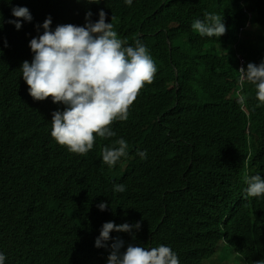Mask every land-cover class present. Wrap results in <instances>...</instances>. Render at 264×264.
Masks as SVG:
<instances>
[{
  "label": "trees",
  "instance_id": "1",
  "mask_svg": "<svg viewBox=\"0 0 264 264\" xmlns=\"http://www.w3.org/2000/svg\"><path fill=\"white\" fill-rule=\"evenodd\" d=\"M228 1L132 0L128 6L125 0H0V104L3 99L11 100L5 123L10 122L12 132L21 139L30 134L37 116L23 99L28 85L22 77L25 54L18 29L5 21L14 7L59 11V25L72 24L71 16L76 21L81 16L86 23L88 11L96 22L102 9L106 23L113 24L125 46H135L139 39L157 68L154 82L146 84L130 106L128 120L111 125L116 136L97 137L94 144L101 156L103 146L123 138L128 155L116 163L123 171L102 167L89 180L75 182L71 194L57 191L46 179L30 183L28 176L17 185L0 186L4 264H84L77 258L70 261V250L81 248L90 253L100 249L94 243L100 225L109 221L135 224L142 211L148 223L161 230L152 236L142 226L133 233H110L124 241L121 252L129 244L165 245L178 255L180 264H201L202 259L219 256L220 247L226 248L216 230L221 226L216 216L224 200L245 191L246 174L264 178V104L257 100L251 83L245 81L240 90L237 85L239 55L245 69L248 63L258 65L264 60V37L256 32L264 24V0H248L254 13L249 26L246 20H238ZM207 13L222 16L224 35L201 37L192 30L194 20H203ZM154 32L158 34L146 36ZM238 93L245 96L243 103ZM47 123L45 129L51 133V118ZM141 151H146V159L139 156ZM119 184L125 186L122 193L114 191ZM69 197L84 215L98 222L94 227L74 231L56 225V220L72 214L62 200ZM254 199L260 202L253 208L254 216L244 212L248 240L238 243L249 241L245 250L251 249L256 256L253 264L264 260V195ZM100 203L108 208L100 210Z\"/></svg>",
  "mask_w": 264,
  "mask_h": 264
},
{
  "label": "clouds",
  "instance_id": "2",
  "mask_svg": "<svg viewBox=\"0 0 264 264\" xmlns=\"http://www.w3.org/2000/svg\"><path fill=\"white\" fill-rule=\"evenodd\" d=\"M87 2L99 3L98 0ZM248 3V0H229L227 3L238 13V20H246V26L251 25L254 15ZM125 4L131 6L132 0H125ZM98 15L99 19L92 22V13L88 11L85 14L86 23L82 22L81 16L77 21L71 16L72 24L59 25V11L51 12L38 6L32 10L14 7L12 15L5 17L7 24L18 29L15 31L21 38L25 54V61L21 65L22 77L28 85L23 99L37 119L30 134L21 139L12 132L10 122L5 123L11 100L6 98L1 101L0 178L3 180L0 186L17 185L24 176H28L31 177L30 183L46 179L53 183L57 191L71 194L75 182L89 180L102 167L123 171L116 165L128 155V144L123 138L115 140L112 146H103L102 158L94 144L97 137L108 139L116 136L111 125L117 120H128L130 106L140 90L154 82L157 68L147 47L139 39L135 41V46H125V41L119 39L114 31L113 24L106 23V13L101 9ZM225 25L221 15L207 13L203 20H194L191 28L201 37L218 38L226 33ZM256 32L259 38L264 37V24H260ZM157 34L154 32L146 36ZM168 50H172L170 43ZM238 58L239 90L245 81L251 83L257 100L264 104V60L258 65L248 63L245 69L241 56ZM237 95L243 103L245 96ZM58 103L60 109L56 110ZM174 108L168 111L172 112ZM261 110L264 111V105ZM48 117L51 118V133L45 129V126H49ZM246 132L249 133V129ZM138 154L142 159L147 157L146 151ZM102 160L106 165L102 164ZM124 162L126 168L127 161ZM244 182L247 184L245 191L224 200L216 216L222 220L216 230L220 241L226 245V248L222 246L223 256L228 251L226 258L217 256V264H253L256 260L251 249L245 250L249 241L245 245L238 243L248 240L244 212L254 216L253 208L260 205L254 198L264 195V178L246 174ZM114 191L122 193L125 186L114 185ZM62 200L72 214L56 220L57 226H69L75 231L76 228L94 227L98 223L84 215L73 198ZM98 208L106 210L108 204L100 203ZM138 220L140 222L135 224L105 222L100 225L99 236L94 242L95 247L100 249L90 253H85V249L81 248L72 249L68 259L77 258L84 264H180L178 255L165 245L145 248L129 244L121 252L124 241L111 237L110 233H133L134 229L139 230L142 226L152 236L161 230L160 226L148 223L150 220L144 211L138 213ZM110 240L112 243H108ZM229 242L233 245L229 246ZM5 259L3 252H0V264H4ZM213 261L214 256L202 259L201 264H213ZM255 264H264V260H258Z\"/></svg>",
  "mask_w": 264,
  "mask_h": 264
},
{
  "label": "rangeland",
  "instance_id": "3",
  "mask_svg": "<svg viewBox=\"0 0 264 264\" xmlns=\"http://www.w3.org/2000/svg\"><path fill=\"white\" fill-rule=\"evenodd\" d=\"M140 115V114H139ZM138 115V116H139ZM220 259H223V252H222V247H220V251H219V256H218ZM218 257L217 256H214V261H213V264H217L218 263Z\"/></svg>",
  "mask_w": 264,
  "mask_h": 264
}]
</instances>
